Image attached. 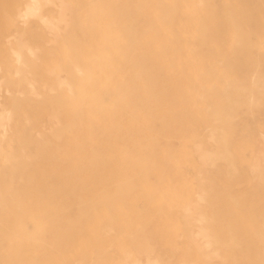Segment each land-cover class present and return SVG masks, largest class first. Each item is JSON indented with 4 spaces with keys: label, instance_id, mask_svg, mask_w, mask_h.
Instances as JSON below:
<instances>
[{
    "label": "bare ground",
    "instance_id": "6f19581e",
    "mask_svg": "<svg viewBox=\"0 0 264 264\" xmlns=\"http://www.w3.org/2000/svg\"><path fill=\"white\" fill-rule=\"evenodd\" d=\"M260 109L264 0H0V264H264L199 183Z\"/></svg>",
    "mask_w": 264,
    "mask_h": 264
},
{
    "label": "rangeland",
    "instance_id": "374dc122",
    "mask_svg": "<svg viewBox=\"0 0 264 264\" xmlns=\"http://www.w3.org/2000/svg\"><path fill=\"white\" fill-rule=\"evenodd\" d=\"M253 120H256V121H253ZM257 120H260V121L257 122ZM252 122H253V123H251L252 127L253 128L255 127L253 129L254 134L257 135L258 130H260V128H262V126L264 125V112H263V110L260 109L254 113L253 118H252ZM259 123H261V124H259ZM262 123H263V125H262ZM257 125H258V128H257ZM252 149H253L252 147L251 148H243L242 152L237 155L239 159L236 161V169L234 171L233 179L230 181L231 183L229 185L220 184L219 181L208 182L205 179L199 182L201 184L200 186L204 190H207V193L209 194V196L214 195V202H212L210 205V209L212 211L210 209H208L207 213H209L211 211V212L221 214L222 216L225 217V220L235 219L233 221V224H234L233 227L230 226V227H224V228H233V229L239 231L243 236L242 243L246 241L244 233L247 232V229L251 228L254 230V232L259 231V230H262L264 232V228H263L264 227V225H263V223H264V169H263L264 163H262V165H261V167H263L262 168L263 171H262V169L260 170V172L262 174H260V176H258L259 178H257L255 176L256 174L254 172H252L251 169L249 168V160H250L251 156L253 155ZM244 153H245V155H244ZM242 165H244V166H242ZM240 167H241V169H240ZM210 170L213 172L212 169H210ZM196 171H197V169L194 168L193 166H191V165L188 166L187 173L190 176ZM243 172H246V173L243 174ZM223 174H224L223 170H220L217 177L220 179L221 177H223ZM242 175H244V176H242ZM254 176L258 180H256L254 178ZM261 178H262V180H261ZM229 195H232L234 198L239 199V204L236 206H230V205H224L223 206L222 199L227 200V197ZM243 195H244V197H243ZM248 198H250V199L248 200ZM245 199H246V201H245ZM221 207H224V209L217 210V209H220ZM230 207L236 208V209H232ZM205 213H206V211H205ZM236 215H238V216H236ZM236 218H237V220H236ZM246 224H247V226H245ZM248 226H249V228H248ZM253 230H251V231L253 232ZM153 239L154 238L149 236L148 241H152ZM237 242L238 243L241 242L238 239V237H237ZM122 255L123 254L120 251L116 255L115 262H110V263L109 262H106V263L83 262L81 264H133V260H131V259L126 260L125 255L124 256H122ZM174 263L176 264L177 262L172 261V264H174ZM56 264H64V263L58 262Z\"/></svg>",
    "mask_w": 264,
    "mask_h": 264
}]
</instances>
